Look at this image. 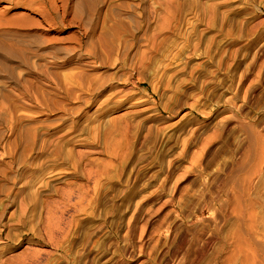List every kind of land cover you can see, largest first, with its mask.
I'll use <instances>...</instances> for the list:
<instances>
[{
    "label": "rangeland",
    "instance_id": "374dc122",
    "mask_svg": "<svg viewBox=\"0 0 264 264\" xmlns=\"http://www.w3.org/2000/svg\"><path fill=\"white\" fill-rule=\"evenodd\" d=\"M0 264H264V0H0Z\"/></svg>",
    "mask_w": 264,
    "mask_h": 264
}]
</instances>
